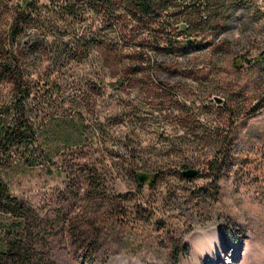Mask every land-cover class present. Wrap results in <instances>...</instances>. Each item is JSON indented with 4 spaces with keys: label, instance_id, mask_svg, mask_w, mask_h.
Returning <instances> with one entry per match:
<instances>
[{
    "label": "rangeland",
    "instance_id": "rangeland-1",
    "mask_svg": "<svg viewBox=\"0 0 264 264\" xmlns=\"http://www.w3.org/2000/svg\"><path fill=\"white\" fill-rule=\"evenodd\" d=\"M3 2L0 33L18 9L17 0ZM61 36L44 40L58 48ZM33 41L28 28L20 49ZM90 56L81 65L37 54L26 63L40 83L28 105L41 138L31 163L17 160L0 178L29 212L38 256L52 264H264V108L249 112L259 93L236 90L252 76L237 79L218 61L221 72L184 78L189 93L171 99L152 84H120ZM240 97L246 101L230 117L225 107ZM13 102V87L1 83L0 108ZM187 169L197 178L182 177ZM135 172L155 178L139 184ZM14 223L0 215V229ZM208 239L219 252L207 253Z\"/></svg>",
    "mask_w": 264,
    "mask_h": 264
},
{
    "label": "trees",
    "instance_id": "trees-1",
    "mask_svg": "<svg viewBox=\"0 0 264 264\" xmlns=\"http://www.w3.org/2000/svg\"><path fill=\"white\" fill-rule=\"evenodd\" d=\"M16 7L8 31L0 33V84H10L14 92L11 106L0 108V172L17 160L31 163L36 155L39 117L28 104L32 95L38 100L41 91L26 71L36 54L63 65H81L98 54L101 67L120 84H152L171 99L189 93L181 86L184 78L205 80L222 71L218 61H227L237 79L252 76L250 85L236 87L240 95L259 93L249 112L264 108V8L255 0H17ZM78 25L84 28L80 36ZM28 28L36 32V41L20 49L19 40ZM60 33L64 37L57 48ZM46 34L55 41L47 43ZM253 48L258 55L250 58ZM226 90L219 93L225 96ZM245 101L240 97L225 110L235 117ZM150 177L152 184L155 177ZM0 215L16 222L0 229V264H52L32 246L29 212L22 202L8 197L1 178ZM4 235L12 238L5 240Z\"/></svg>",
    "mask_w": 264,
    "mask_h": 264
},
{
    "label": "water",
    "instance_id": "water-1",
    "mask_svg": "<svg viewBox=\"0 0 264 264\" xmlns=\"http://www.w3.org/2000/svg\"><path fill=\"white\" fill-rule=\"evenodd\" d=\"M216 100V102L218 103V104H220V100L219 99H215ZM197 171L196 170H188V171H185V172H183L182 173V175L186 178V179H194L195 177H196V175H197ZM145 180H146V176L145 175H142V176H139L138 177V182L140 183V184H144V182H145Z\"/></svg>",
    "mask_w": 264,
    "mask_h": 264
},
{
    "label": "bare ground",
    "instance_id": "bare-ground-1",
    "mask_svg": "<svg viewBox=\"0 0 264 264\" xmlns=\"http://www.w3.org/2000/svg\"><path fill=\"white\" fill-rule=\"evenodd\" d=\"M193 243V242H192ZM204 243V242H203ZM195 244V243H194ZM199 244V243H198ZM205 247H207V253H209L210 251L212 252L215 251V252H219V248L218 246L216 245L215 242H213L212 240H205ZM210 255V254H209Z\"/></svg>",
    "mask_w": 264,
    "mask_h": 264
},
{
    "label": "flooded vegetation",
    "instance_id": "flooded-vegetation-1",
    "mask_svg": "<svg viewBox=\"0 0 264 264\" xmlns=\"http://www.w3.org/2000/svg\"><path fill=\"white\" fill-rule=\"evenodd\" d=\"M137 181H138V179H137ZM146 182L150 184V183H151V177L146 176V180H145L144 184H145ZM138 183H139V182H138Z\"/></svg>",
    "mask_w": 264,
    "mask_h": 264
}]
</instances>
